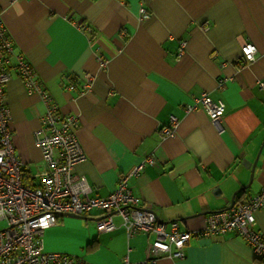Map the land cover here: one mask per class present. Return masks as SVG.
Returning a JSON list of instances; mask_svg holds the SVG:
<instances>
[{
    "label": "crops",
    "instance_id": "obj_1",
    "mask_svg": "<svg viewBox=\"0 0 264 264\" xmlns=\"http://www.w3.org/2000/svg\"><path fill=\"white\" fill-rule=\"evenodd\" d=\"M0 13L14 51L31 63L50 102L76 115L75 136L86 159L75 172L93 195L107 196L120 174L151 156L127 181L138 206L153 211L166 229L176 222L179 230L197 231L208 213L230 208L239 188L248 184L234 203L264 187V90L257 85L264 79V0H0ZM245 42L256 46L249 62L241 60ZM9 73L12 142L31 182L43 166L33 132L45 106L13 67ZM84 73L93 77L85 90ZM202 92L224 103L219 125L200 106L186 109ZM171 117L175 133L161 137ZM95 218L58 215L42 234L44 249L87 264L146 258L152 235L128 236L118 216L113 230L98 231ZM254 227L264 238V203ZM155 264L264 260L226 233L193 237L181 258Z\"/></svg>",
    "mask_w": 264,
    "mask_h": 264
},
{
    "label": "built area",
    "instance_id": "obj_2",
    "mask_svg": "<svg viewBox=\"0 0 264 264\" xmlns=\"http://www.w3.org/2000/svg\"><path fill=\"white\" fill-rule=\"evenodd\" d=\"M146 16L144 8L139 9ZM185 41H181V54ZM256 46L245 42L241 46L242 62L254 59ZM14 58L11 66L10 58ZM14 68L27 92L37 93L45 111L40 117V127L33 132V140L42 155V169L31 182H25L23 162L16 156L11 134V113L5 100L9 70ZM82 88H89L92 75L84 73ZM257 85L264 90V79ZM72 87V86H69ZM46 90L31 63L14 51L11 38L5 29L0 13V220L7 225L0 230V264H87L77 256L44 249L42 234L56 224L60 214L96 215L95 227L108 232L115 228L114 216H118L125 233L130 236L142 233L147 238V256L138 263L127 258L123 264H155L161 257L181 258L183 249L193 237L202 238L213 234L234 233L251 248L255 258L264 260V238L255 229V212L263 206L264 187L248 199L234 203L230 208L210 212L205 216V225L197 231L179 230L176 222L169 228L157 220L153 211L138 206L139 198L128 186L130 176H136L151 156H145L130 170L119 175L116 188L107 196L92 194L83 175L75 172L77 164L86 157L75 136L78 119L74 114H62L50 102ZM200 106L214 125L223 117L224 103L213 100L202 92L187 110ZM177 120L160 129L161 137L175 133Z\"/></svg>",
    "mask_w": 264,
    "mask_h": 264
},
{
    "label": "water",
    "instance_id": "obj_3",
    "mask_svg": "<svg viewBox=\"0 0 264 264\" xmlns=\"http://www.w3.org/2000/svg\"><path fill=\"white\" fill-rule=\"evenodd\" d=\"M253 168H254V163H253L252 166H251L250 180H251V178H252ZM247 185H248V184H247ZM247 185L243 186L242 188H239L236 192H234V194H233V196H232V198H231V204H230L229 207H231V206L233 205V203H234V195H235L236 193L241 192L242 190H244V189L246 188ZM73 215H76V214H73ZM155 216H156V215H155Z\"/></svg>",
    "mask_w": 264,
    "mask_h": 264
},
{
    "label": "rangeland",
    "instance_id": "obj_4",
    "mask_svg": "<svg viewBox=\"0 0 264 264\" xmlns=\"http://www.w3.org/2000/svg\"><path fill=\"white\" fill-rule=\"evenodd\" d=\"M7 225L6 220H0V230L3 229Z\"/></svg>",
    "mask_w": 264,
    "mask_h": 264
}]
</instances>
